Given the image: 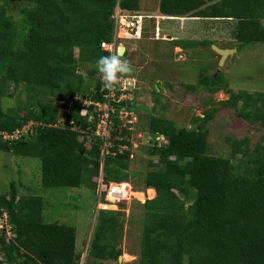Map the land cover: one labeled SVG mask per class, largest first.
<instances>
[{"label":"trees","instance_id":"1","mask_svg":"<svg viewBox=\"0 0 264 264\" xmlns=\"http://www.w3.org/2000/svg\"><path fill=\"white\" fill-rule=\"evenodd\" d=\"M140 2L0 0V132L42 123L17 138L4 139L0 133V150L40 157L44 188L94 190L101 170L106 182H128L130 123L115 118L111 145L103 153L104 138L88 128L95 127L87 118L93 107L74 97L103 98L96 61L110 53L101 42L113 40L117 6L132 12ZM159 9L168 16L234 20L235 41L264 43V0H160ZM88 63L91 69L85 73L81 65ZM199 79L187 90H227L230 97L220 102L224 107L264 125V91L229 89L220 73L202 72ZM13 83L28 92L27 100L4 110L2 100ZM122 104L134 109L132 101ZM215 111L195 117L190 127L151 116L140 264H264V143L251 149L248 138L233 139L230 156L212 154L205 123ZM44 206L41 195L18 194L15 182L0 194V219L6 215L13 232L0 225V264L81 263L76 227L44 221ZM124 206L126 201H120L96 212L88 247L91 264L123 254L126 212L118 208Z\"/></svg>","mask_w":264,"mask_h":264},{"label":"rangeland","instance_id":"2","mask_svg":"<svg viewBox=\"0 0 264 264\" xmlns=\"http://www.w3.org/2000/svg\"><path fill=\"white\" fill-rule=\"evenodd\" d=\"M159 1L141 0V4L153 11ZM129 13L134 14L135 11ZM167 21H170V30L176 29L170 33L171 36L185 38V43L179 46L182 50L175 48L176 43L167 40L164 32L156 31L155 19L141 15L139 23L144 33L140 38L133 39L134 46L128 43L130 47L127 53L121 56L122 60H128L133 67V71L127 75L134 76L137 81L133 93L135 117L134 114L129 115L134 123L129 124L126 137L132 144L133 153L129 164L130 177L128 182H123L129 187L130 195L126 206L118 208L126 212L123 254L120 256L122 260H104L98 261V264H140L142 204L145 201L143 176L149 170L148 146L152 140L149 126L153 113L173 119L179 126L190 127L194 125L195 117L204 119L206 111L214 108V117L205 123L209 128L212 154L230 156L233 139L248 138L251 149L258 143H264V125L260 122L252 124L238 115L236 109L224 107L220 103L230 97L227 90L212 93L201 87L188 91L186 87L197 84L200 74L205 72L222 74L229 89L264 91V43L242 45L235 41V21L230 19L186 15L175 16ZM119 36H125V32L119 30ZM196 40H208L209 43L196 44ZM123 42L126 43V40ZM213 45L235 51L221 62V54ZM81 68L87 73L91 66L88 63L81 65ZM20 88L14 83L9 87L2 100L4 110L16 108L18 99L27 100L28 92H22ZM87 146L90 147L91 143L88 142ZM41 167L40 157L0 150V194L8 193L11 183L15 182L18 194L41 195L45 204L42 214L44 221H59L75 226L76 250L81 254V262L84 260L86 264H91L93 258L88 254V247L96 217L97 189L44 188ZM4 220L5 216L0 221Z\"/></svg>","mask_w":264,"mask_h":264},{"label":"built area","instance_id":"3","mask_svg":"<svg viewBox=\"0 0 264 264\" xmlns=\"http://www.w3.org/2000/svg\"><path fill=\"white\" fill-rule=\"evenodd\" d=\"M139 17H141V15L125 12L117 6L114 14L116 23L115 36L112 41H102L101 47L104 50H107L110 54L119 53L120 43L118 42V28L122 25L131 36L139 37L142 29L139 23ZM119 79L120 83L118 85H113V88L110 91L103 86L106 91L101 100L91 99L88 97L83 98L81 96L74 97V99H81L86 107H93V111L88 114L87 118L89 122H95V127L93 128L92 125H89L88 128L92 130L95 135L104 138L105 145L103 153L106 151L107 147L111 145V140L113 139L112 129L114 128L116 117L122 120L124 119L130 124L134 123V120H132L129 116L134 114V110L128 109L127 106L122 104V102L127 100L132 102L134 101L133 93L137 83L136 78L134 76L124 74L121 75ZM63 122L64 119L62 118L59 123ZM40 124L42 123L30 121L22 128L15 130L13 133L8 131H1L0 133L3 135L4 139L17 138L23 134L29 133L31 128L39 126ZM74 128L78 129L76 126ZM81 131L85 132V130ZM160 138H164V136H159L158 139ZM129 195V187H124L123 183L113 181L106 182L104 172L101 170L97 186L98 202L96 205V212L99 209H110L114 203L127 201ZM0 225L3 229L7 230L10 235L13 233L11 225L7 223V220L0 221ZM80 264H85V261L83 260Z\"/></svg>","mask_w":264,"mask_h":264},{"label":"clouds","instance_id":"4","mask_svg":"<svg viewBox=\"0 0 264 264\" xmlns=\"http://www.w3.org/2000/svg\"><path fill=\"white\" fill-rule=\"evenodd\" d=\"M124 28L125 27H123L122 25H120V27L118 28V42L120 43V50H121V46L123 45L120 40L122 37L119 36V30H122ZM124 31H126L127 34H129V32L126 29H124ZM115 33H116V23H115L114 36ZM140 37L141 34L139 37L136 36L135 38H140ZM125 53L126 52L124 51L123 54H120L119 51V53L109 54L107 56H101L96 61L98 71L102 76L104 87L109 91L113 88V85H118L120 83L119 78L121 75L128 74L133 71V67L130 64V62L126 59L124 60L121 59V56L125 55ZM82 75H85L86 78V74H82Z\"/></svg>","mask_w":264,"mask_h":264},{"label":"crops","instance_id":"5","mask_svg":"<svg viewBox=\"0 0 264 264\" xmlns=\"http://www.w3.org/2000/svg\"><path fill=\"white\" fill-rule=\"evenodd\" d=\"M124 11L131 12V11H128V10H124ZM135 13L138 14V15H144L145 17H151V18L155 19L156 20V23H155L156 31H159V32L162 31V32H164V34L168 38L167 40H169V41H173L175 39H184L185 40V38H179V37L171 36L170 33L175 32L176 29L173 28V31L170 30V27H171L170 21H167V23H166V19L171 20L172 18H175V16H168V15L162 14V12L159 9V3H157V7L155 8V10L149 11V9H147L146 6L145 7H142V4L140 2V9H138L137 11H135ZM160 17H162V18H160ZM161 26H163V27H161ZM143 30L144 29H141V35H142V33H144ZM121 31L123 32L124 29H122ZM167 31H169V32L167 33ZM124 32H125V36H123L120 40L122 42V45L125 47V52L127 53L128 48L130 46H134V43H133L134 40L133 39H138V38H135L133 36H130L129 34H127L126 31H124ZM166 37L163 35V38H166ZM123 40H126V43H124ZM128 43H129L130 46H127ZM175 48L181 49L177 45H175Z\"/></svg>","mask_w":264,"mask_h":264},{"label":"water","instance_id":"6","mask_svg":"<svg viewBox=\"0 0 264 264\" xmlns=\"http://www.w3.org/2000/svg\"><path fill=\"white\" fill-rule=\"evenodd\" d=\"M214 48L221 54V62L224 61V59L231 54L232 52L235 51V49H230V48H220L216 45H213ZM125 51V47L121 46V50H120V54H123V52ZM120 260H122V257H119Z\"/></svg>","mask_w":264,"mask_h":264},{"label":"bare ground","instance_id":"7","mask_svg":"<svg viewBox=\"0 0 264 264\" xmlns=\"http://www.w3.org/2000/svg\"><path fill=\"white\" fill-rule=\"evenodd\" d=\"M123 186L126 187V188H128V186H126V185H124V184H123Z\"/></svg>","mask_w":264,"mask_h":264}]
</instances>
